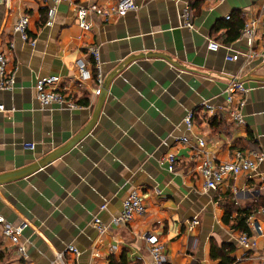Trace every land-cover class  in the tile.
I'll return each instance as SVG.
<instances>
[{
    "label": "crops",
    "instance_id": "obj_1",
    "mask_svg": "<svg viewBox=\"0 0 264 264\" xmlns=\"http://www.w3.org/2000/svg\"><path fill=\"white\" fill-rule=\"evenodd\" d=\"M116 1L79 0L104 8ZM136 2L137 9L111 21L92 14L86 31L73 3L0 0V51L15 77L10 89L0 88V174L24 169L82 133L61 156L0 184V214L10 222H29L23 233L27 260L0 236L10 264H59L57 256L68 245L81 251L79 264H156L148 233L163 242L168 264H219L220 258H211L212 244L231 245L232 264H264V161L217 189H205L198 173L204 151L220 161L230 160L235 150L264 153V27L251 49L240 36L244 22L261 14L262 0ZM186 5L193 10V28L184 26ZM50 6L55 8L51 25ZM25 13L33 46L13 31ZM211 40L220 44L218 51L209 50ZM10 41L15 42L11 51ZM90 46L100 52L105 78L133 58L110 81L88 130L101 93L95 92ZM228 54L238 57L227 60ZM79 58L90 77L80 78ZM50 75L59 77L56 86L76 106L41 105L35 84ZM235 82L247 89L234 96V103L244 102V125L228 116L225 89ZM204 101L213 112L205 110ZM190 110L193 131L184 122ZM197 135L205 138L204 147L196 146ZM183 136L190 142H181ZM171 152L173 170L161 162ZM136 189L143 193L146 213L126 224L111 223ZM95 216L107 226L105 232L92 225ZM240 220L247 231L237 227ZM242 233L256 239L254 248L240 245Z\"/></svg>",
    "mask_w": 264,
    "mask_h": 264
},
{
    "label": "built area",
    "instance_id": "obj_2",
    "mask_svg": "<svg viewBox=\"0 0 264 264\" xmlns=\"http://www.w3.org/2000/svg\"><path fill=\"white\" fill-rule=\"evenodd\" d=\"M6 4L10 0H2ZM44 3H49V0H37ZM88 1V0H85ZM53 4H58L61 2H67L74 4L76 7V18L78 25L83 30H90L92 28V21L90 16L95 14L101 19L106 21H111L119 16L127 14L129 11L137 9L136 0H117L115 5L110 8L100 7L96 4L85 5L79 2V0H52ZM54 7H49V19L47 23L52 24ZM182 18L184 20V26L188 28H193V10L190 5H186L182 10ZM30 23V16L28 14H22L16 20L13 31L18 34L22 41L29 43L30 45H35V39H31L28 35ZM264 27V0H262V11L258 17H253L244 22L241 30V38L246 39V43L249 49L253 48L257 38L260 35V29ZM15 48V42L10 41L7 45L9 51ZM209 50L218 51L220 44L214 40L209 41ZM87 54L92 57V65L96 72L97 87L95 89L96 94L101 91V86L104 81V73L102 69V62L100 52L97 47H88ZM252 56H256L255 53H251ZM237 54H228L226 56L227 60H236ZM264 60V56H263ZM77 70L81 79L90 77V71L87 68V63L83 58H79L77 61ZM15 82L14 73L8 68V59L4 51H0V88L10 89ZM59 82V77L50 75L44 76L37 79L35 84L36 97L42 106H50L52 104L58 105H68L70 107L76 106L74 101L63 93L56 84ZM228 94V116L231 121L236 125L245 124V114L243 113V100L234 103V96L237 93H244L247 91L245 86L240 82L231 83L226 89ZM206 111L213 112L214 106L207 101L201 103ZM0 108H3L0 105ZM193 116L194 110H190L184 117V122L189 131H193ZM196 146L204 147L206 145V140L202 136H196ZM183 143L190 142L187 136L180 138ZM25 146H33L31 143H26ZM175 153H169L165 158L161 159V162L167 161L169 164V170L175 168ZM264 161V153L262 152H244L241 150H235L231 159L228 161L217 160L211 153L204 151L200 158V163L198 166V173L203 179V186L205 189H217L221 183L227 179H235L240 174H247L255 170L257 166ZM106 204H102L100 209H105ZM146 213V207L144 203L143 193L139 190H132L128 196L123 201V207L118 215L111 218V223L114 224H126L129 223L134 217L142 216ZM261 214L264 220V208L261 209ZM92 225L100 232H105L107 226L101 221L98 216H95L92 220ZM193 225L198 224V219H194ZM29 222L27 220H21L18 223L10 222L5 219L3 215L0 214V236L4 239H8L14 246L15 252L20 259L27 260L29 258V252L25 240H23L24 230L28 227ZM255 230L258 235L262 234V229L259 224L254 225ZM145 240L148 244L149 252L152 255L153 260L156 264H163L167 258L165 254V247L163 242L160 240L158 235L153 233H148L145 236ZM238 242L245 249H252L256 246V239L249 235L248 233H242ZM73 255L72 261L66 259V254ZM81 255V251L74 245H68L64 252H61L57 256L59 264H79L78 258ZM98 254L95 253L94 256Z\"/></svg>",
    "mask_w": 264,
    "mask_h": 264
},
{
    "label": "water",
    "instance_id": "obj_3",
    "mask_svg": "<svg viewBox=\"0 0 264 264\" xmlns=\"http://www.w3.org/2000/svg\"><path fill=\"white\" fill-rule=\"evenodd\" d=\"M131 58H133V57H130V58L126 59L125 61H123V63H121V65H119L113 71H111L106 76V78L104 79V82H103L102 88H101V93L99 94V97H98L97 108H96L95 113L93 114V118L91 120V123H90L89 127L87 128L88 130H90L91 126L93 125V122H95V120H96V117H97L98 112H99L98 108L101 106V103L103 102L104 95L107 91V88H108L110 81L114 78L115 74L118 72L119 69H121V67H124L127 63H129L131 61ZM81 134L79 136H77L75 139H73L67 145L53 151L52 153L48 154L44 158L38 160L37 162L33 163L30 166L25 167L24 169H21V170L12 172V173L0 174V184L5 183L8 180L17 179V178L27 176V175L35 172L36 170H38L40 167L44 166L48 162H50V161L54 160L55 158L61 156L62 154H64L66 151H68L74 144H76L82 138Z\"/></svg>",
    "mask_w": 264,
    "mask_h": 264
},
{
    "label": "trees",
    "instance_id": "obj_4",
    "mask_svg": "<svg viewBox=\"0 0 264 264\" xmlns=\"http://www.w3.org/2000/svg\"><path fill=\"white\" fill-rule=\"evenodd\" d=\"M237 227L241 228L244 231L248 230L245 220H240L237 223ZM232 249H233L232 246L229 244H225L222 247L212 244L211 245V258L212 259L220 258L219 264H232L235 260L230 255V252L232 251ZM0 264H10V252L6 248L3 247L1 239H0ZM123 264H127V263H123ZM133 264H139V263H133ZM163 264H168L167 260Z\"/></svg>",
    "mask_w": 264,
    "mask_h": 264
}]
</instances>
